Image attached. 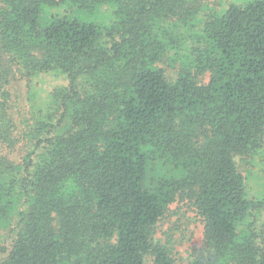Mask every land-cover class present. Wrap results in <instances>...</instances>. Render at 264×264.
Returning a JSON list of instances; mask_svg holds the SVG:
<instances>
[{
  "label": "trees",
  "instance_id": "16d2710c",
  "mask_svg": "<svg viewBox=\"0 0 264 264\" xmlns=\"http://www.w3.org/2000/svg\"><path fill=\"white\" fill-rule=\"evenodd\" d=\"M208 3L0 0V141L20 81H62L34 97L21 162L0 156V264H179L156 240L176 201L203 222L189 264H264V195L234 159L264 148V0Z\"/></svg>",
  "mask_w": 264,
  "mask_h": 264
},
{
  "label": "rangeland",
  "instance_id": "374dc122",
  "mask_svg": "<svg viewBox=\"0 0 264 264\" xmlns=\"http://www.w3.org/2000/svg\"><path fill=\"white\" fill-rule=\"evenodd\" d=\"M227 0H208L210 6H219V2ZM53 14H66L83 22H92L100 27H107L113 19V8L109 4H100L91 7H73L61 5L54 9ZM166 70L169 78L176 75L175 69L168 63H160ZM209 73L201 77L206 83ZM36 82V80H35ZM62 83L51 75H41L36 85H30V92L36 91L38 96L29 94L26 81H20L12 90L9 117L13 122L9 141H0V156L12 164H19L23 156L30 150L31 144L24 138L25 122L30 111V105H36L37 101L45 95V91ZM64 83V82H63ZM35 97V100H34ZM235 163L245 177L248 197L261 198L264 195V148L259 155L249 159L235 156ZM14 220L12 221V225ZM203 222L196 210L187 201H176L170 205L168 211L158 222L156 228V240L168 246L179 264H189L196 250L202 246ZM10 244V231L0 229V247H8ZM0 252V258L2 257Z\"/></svg>",
  "mask_w": 264,
  "mask_h": 264
}]
</instances>
